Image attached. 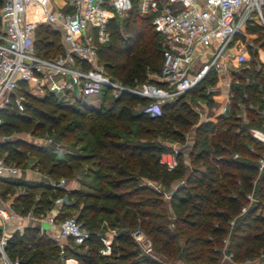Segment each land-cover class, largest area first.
Instances as JSON below:
<instances>
[{
	"label": "trees",
	"instance_id": "trees-1",
	"mask_svg": "<svg viewBox=\"0 0 264 264\" xmlns=\"http://www.w3.org/2000/svg\"><path fill=\"white\" fill-rule=\"evenodd\" d=\"M124 27L126 36L121 37L113 18L108 20L109 38L98 46L97 55L107 75L134 87L145 81L147 73H159L162 62L160 36L148 18L138 16L136 5ZM246 32L264 35V29L259 25L247 26ZM33 37L37 56L50 58L62 53L59 32L49 26H36ZM262 41L259 45L264 49ZM250 66L253 79L246 91L256 101L259 95L264 94V65L261 64L256 71L254 61ZM203 82L211 80L206 78ZM258 87L261 88L259 93ZM189 93H195L212 104L201 88H195L174 102L162 104L158 114L151 116L134 110L135 106L146 107L149 99L126 93L112 98L106 91L96 109L85 107L80 100L67 105L49 92L41 98L23 93L22 112L13 107L0 110V157L4 155L3 162L19 166L27 156H36L37 165L54 182L61 178L65 182L71 181L84 165L87 174L96 181L85 184L87 190H79L46 183L24 184L5 177L0 178L1 199L12 195L14 189H20L11 204L14 213L20 216L45 214L59 199L63 200L60 208L76 210L75 220L88 236L79 245H72L69 240L63 252L64 257H72L77 264H159L131 250L135 247L134 242L122 230V225L127 222L134 225L139 219L150 218L151 211L160 204L157 197L162 192L136 185L140 177L154 181L167 191L171 184L178 182V186L168 191L166 204L174 224H181L189 230L181 232L185 234L183 247L187 264H214L216 252L204 249L212 243L218 244L227 235L234 261L264 253V217L258 213L264 203V169L257 176L255 166L258 151L263 146L246 131L249 126L260 128L261 118L252 117L247 124L241 125L231 108L220 116L216 124L197 126L193 150L187 153L188 163L178 153L175 156L177 165L172 170H167L158 161L159 155L166 150L161 144L122 139L128 136L149 140L161 136L183 142L182 130L196 122V114L183 101ZM249 115L252 116L251 113ZM68 116L75 117L84 127L87 125L86 131L94 136L88 154L70 151L59 157L53 145L38 147L10 138L11 133L17 131L41 132L43 122L58 126ZM134 123H144L145 126L133 129ZM209 125L214 129L209 130L206 127ZM201 135L205 139L202 143ZM250 147L253 151L249 150ZM233 153L238 155L237 159H232ZM255 176L257 179L252 184ZM251 191L254 200L241 213V207L247 203L245 195ZM36 193L38 198L35 199ZM143 195L152 196L154 200L130 201L131 197ZM102 202H112L117 208H105ZM231 219L233 224L229 227ZM102 222L107 223L106 226H101ZM144 228L151 242L159 244L160 249L167 253L172 252L175 236L168 228L160 224H146ZM103 230H107L110 236L104 235ZM100 238L109 242L107 255L99 253L103 247ZM4 253L10 260L16 259L18 264H46L52 255L56 256L57 248L49 238L39 234L38 228L27 227L22 234L14 232L8 237ZM204 253L209 256L205 257Z\"/></svg>",
	"mask_w": 264,
	"mask_h": 264
},
{
	"label": "built area",
	"instance_id": "built-area-1",
	"mask_svg": "<svg viewBox=\"0 0 264 264\" xmlns=\"http://www.w3.org/2000/svg\"><path fill=\"white\" fill-rule=\"evenodd\" d=\"M60 2L57 6L54 0H2L0 110L13 107L22 112L23 93L41 98L49 92L59 102L71 105L92 94H99L102 100L107 91L112 98L126 93L149 99L146 107L137 106V110L154 116L162 104L201 88L218 109V115L233 108L234 117L240 121L246 120L249 113L261 118V127L248 128L247 133L264 147V94L253 101L246 91L252 82V69L248 64L249 54L245 59L244 53L253 45L247 42L238 54L229 50L238 41L252 36L246 32L247 26L259 25L264 29V0H136V13L148 18L160 36L162 62L155 81H144L130 89L123 88L95 63L98 46L109 38L108 20L121 17L124 11L115 6L113 0ZM38 25H47L59 32L61 54L50 58L35 54L33 29ZM227 57H237L243 64L231 68L225 62ZM261 64L264 65V52L259 51L254 71ZM206 78L211 82L204 83ZM249 150L253 151L251 147ZM175 156V152L161 153L158 161L172 170L177 165ZM237 158L233 153L232 159ZM255 166L258 176L264 169L263 154H259ZM17 173V168L5 165L0 157V177ZM256 179L253 178L252 184ZM54 185L62 186L64 180ZM245 199L249 204L254 200L252 191ZM247 207L242 206L240 212H245ZM258 213L264 217V203ZM13 217L15 214L8 207L0 205V222ZM48 222L52 223V219ZM56 230L58 239L70 240L72 245L81 244L88 236L75 218H64L56 224ZM130 236L145 254L151 252V243L140 229H134ZM7 239L0 237V264H18L4 253ZM100 240L103 247L99 253L107 255L109 242L105 238ZM68 244L55 243L62 264H77L72 257H64L63 251Z\"/></svg>",
	"mask_w": 264,
	"mask_h": 264
},
{
	"label": "rangeland",
	"instance_id": "rangeland-1",
	"mask_svg": "<svg viewBox=\"0 0 264 264\" xmlns=\"http://www.w3.org/2000/svg\"><path fill=\"white\" fill-rule=\"evenodd\" d=\"M113 2L115 4V6L119 7L120 9H122L124 11V14L121 17L114 16L113 21L117 25V30H118L120 36L125 37L126 36V31H125V27H124L125 22L127 20L128 15L130 14V11L134 10V7L136 5V0H113ZM60 3H61L60 0H54L55 5L58 6V5H60ZM240 29L243 31L244 27L241 26ZM256 36H258V37H256ZM262 40H264V35L247 36L244 41H238L236 44L230 46L229 50L231 53L233 52L234 54H238L239 49L242 46H244L247 42L250 41L252 43L253 47L248 49V53H244V57H245V59H248V54H249L248 64H250L251 61H254L256 64V62H258V52L259 51L264 52V49L262 47H260V45H259L260 43L263 42ZM225 62L231 68H237L243 64V63H240L237 61V57H235L233 59L230 57H227ZM95 63H96L97 67H100L102 69V66L100 65V62L98 60V55H96ZM157 74L158 73H156V74L155 73H147L145 81H155L157 79ZM112 79L114 81H116L117 83H119L125 89H130V88L135 87V86L130 87L128 85L122 84L115 77H112ZM100 100H101V96L99 94H92V95L85 96V97L81 98L82 104L85 107L90 108V109L91 108L92 109L98 108L100 105ZM109 101H107L106 105L109 104ZM183 101L196 114V122L194 124L188 126L186 128V130H182L183 131V142L172 141V140H170L169 137H161V136H154V137L150 138L149 140H147V139L145 140L144 138L128 137V136L122 137V139L129 141V142H134V143L135 142L140 143V142H146V141L150 142L151 144L159 143L166 149L163 153H167V152H170V153L175 152L176 154L180 153L183 155L184 162L188 163L187 153L189 151L193 150L192 145L194 144V140H195L194 129L199 125L202 126V125L208 124V123H210V125L216 124L217 121L220 119L221 115H218V109L216 107H214V105L206 103L204 100L200 99L197 96V94H195V93L186 94L183 98ZM136 109H137V106H135L134 110H136ZM251 114H252V116L247 114L246 120H242V121L239 120L240 124L241 125L247 124L250 121V119H252V117L253 118L257 117L253 113H251ZM257 118H259V117H257ZM77 122L78 121L75 117L68 116L63 121V123H61L58 126H52L49 123L43 122L44 128H43V131H41V132L32 133L30 130L29 131H17V132L11 133L10 138H18V139H21V140L29 143V144H32V145L38 146V147H47L49 145H53L54 148L56 149V152L58 153L59 157H61L62 154L70 152V151L75 152L77 154H88L89 150H90L89 147L91 146V142L93 141L94 136H90L88 134V132L86 131L87 125H85V127H84L83 124H81L79 122L77 123ZM261 123L262 122L260 121V127H261ZM210 125L206 126V127H208L209 130L214 129ZM126 126H130V125L127 124ZM144 126H145L144 123H136V124L134 123L132 125V128L136 129V128H142ZM206 127L204 129H206ZM248 128H256V127L255 126H249V127H247V129ZM69 131H73V132H72V134L67 135V133ZM207 136H209V135L207 134ZM200 140H201L200 143L205 141V139L203 138V135L200 136ZM258 152H259V154L264 155V147L261 148ZM3 156L4 155L1 156L2 161H3ZM36 158H37L36 156H27L24 159L23 163L19 166H16L14 164H9V163L5 164L4 162L3 163L5 165H8V166H14L15 168L18 169V172L20 174L24 173L26 170H31V171L39 174V176H41V177H39L41 179H39L38 181L36 180L38 183H46L48 185L55 186L54 181L47 178L45 171L42 170V168L37 165V159ZM197 164H199V163H197ZM73 177L74 178L71 179V181H69L70 182L69 185L67 184L68 182H64V185H62V187H64L65 189H76V188H78L79 190H87L85 184H92L91 182L96 181V179H94L91 174H90V176L87 174L84 165H81V168L79 169L78 174H76ZM254 178H256V176ZM61 179L63 180V178H61ZM61 179H59V180H61ZM82 180H84V181H82ZM81 182H86V183H81ZM75 185L77 187H75ZM136 185L148 187L155 192H162L161 196L157 197V198H160L158 200V202L160 204H158L157 207L155 209H153L152 211H151V209H146V210L152 212V216L150 218L146 217L142 220L139 219V221L135 222L134 225H131L128 222H127V224L124 223V225H122L123 226L122 230L124 232H127L130 235L134 229L138 228L142 231V233L145 235L147 240L150 241L149 237H147L145 234V228L144 227L146 226V224H160V225L168 228L174 234L175 238L173 241V250L171 253H167L166 251L161 250L159 244H154L151 241H150L151 252L149 254H145L134 241L133 242H134L135 247H132L131 250H133L134 252H138V255H141V254L145 255V256L149 257L150 259L154 260L155 262H157L159 264H187L185 259H184V247H183V241H184L185 234L181 233V232L182 231H189V230L181 224H179V225L174 224L173 217L171 216V213H170L168 206L166 204L168 191L174 189L176 186L179 185V183L175 182V183L171 184L170 188L167 191V190L163 189L161 186H159L158 184H156L154 181L140 177L137 180ZM18 191L20 192L19 189H14V193L18 192ZM34 198L35 199L38 198V193L35 194ZM153 198L154 197H152V196L146 197L145 195H143L142 197L141 196H134V197L130 198V201L133 202V201H136L138 199L139 200L140 199H142V200L143 199L154 200ZM0 200H2L1 197H0ZM2 201L6 205L8 204L11 212L14 213L13 207L11 205L12 201H13L12 196L11 195L7 196ZM55 202H56L57 206H59L58 209L61 213V214H58L57 219H61L63 217L64 218H76V213H77L76 210H67L64 208L63 209L60 208L61 204L63 203L62 199L56 200ZM101 204L105 208H110V209L117 208L116 205H114V203H112V202H102ZM247 205L249 206V203H246L244 206H247ZM129 210H131V209H129ZM14 214L18 216L17 213H14ZM45 214H46V212H45ZM43 216H44V214H40V215L35 216L31 213L29 217H32L33 219H39ZM105 218L106 217L104 216V219ZM119 218H121L120 215H119ZM230 221H232V224H233V219H231ZM106 224L107 223L102 222L101 226H106ZM0 226L4 227V225L1 223H0ZM42 226H45V224H43ZM231 226L232 225H229V227H231ZM103 234L107 235L108 237L110 236V233L107 232V230H103ZM208 249H211L212 252H216V255H215L216 261L214 264H247V263L248 264H264V253H258L257 255H254L251 259H243V260H239V261H234L232 259V253L230 252V249H229L228 235L224 239H222V241L219 242L218 244L212 243L209 247H207V248L205 247L204 250H208ZM109 250H110V248H109ZM230 255H231V257H230ZM204 256L206 257L209 255H208V253H204ZM46 264H62V260H61L60 256L58 255V251L56 253V256L52 255L47 260Z\"/></svg>",
	"mask_w": 264,
	"mask_h": 264
},
{
	"label": "crops",
	"instance_id": "crops-1",
	"mask_svg": "<svg viewBox=\"0 0 264 264\" xmlns=\"http://www.w3.org/2000/svg\"><path fill=\"white\" fill-rule=\"evenodd\" d=\"M5 177H9L11 179H17L24 184H33V183L38 184L37 181L39 179H41V178H39V177H41V176H39V174H37L31 170H26L24 173H21V174L18 172L16 176L4 175V176H1L0 178H5ZM69 183L70 182H68L67 184L69 185ZM75 187H77V186L75 185ZM76 189H78V188H76ZM20 192H21V190H20ZM20 192L18 191V192L13 193L11 195L12 200ZM7 196H10V195H6V197ZM2 200H0V205L8 207V209L10 210L8 204L7 205L4 204V202ZM58 207L59 206H57L56 202H54L53 207H51V209L49 211H47L46 214H44V216L39 218V219H33L32 217H29L30 213H28L25 216H20L18 214V216L15 215L16 217L10 218L4 222H0L1 224L4 225V227L0 226V237L4 236V237L8 238L14 232H18V234H22L23 230L25 228L36 227L39 230V234H43L44 236L49 238L54 244L57 241L63 243L64 245L68 244L67 240H60V239H58V236H57V230H56V224L58 223L57 216H58V214H60ZM48 219H52V223L48 222ZM43 224H45V226H42Z\"/></svg>",
	"mask_w": 264,
	"mask_h": 264
},
{
	"label": "bare ground",
	"instance_id": "bare-ground-1",
	"mask_svg": "<svg viewBox=\"0 0 264 264\" xmlns=\"http://www.w3.org/2000/svg\"><path fill=\"white\" fill-rule=\"evenodd\" d=\"M35 9V8H34ZM30 15V17H29V19L31 18V14H29Z\"/></svg>",
	"mask_w": 264,
	"mask_h": 264
}]
</instances>
